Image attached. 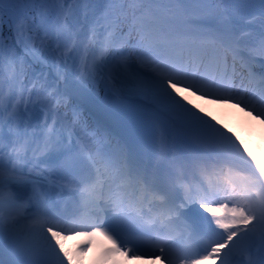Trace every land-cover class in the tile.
<instances>
[{
	"label": "snow or ice",
	"instance_id": "6c2138e0",
	"mask_svg": "<svg viewBox=\"0 0 264 264\" xmlns=\"http://www.w3.org/2000/svg\"><path fill=\"white\" fill-rule=\"evenodd\" d=\"M214 109L264 125V0H0V264H74L72 234L264 264V160Z\"/></svg>",
	"mask_w": 264,
	"mask_h": 264
},
{
	"label": "rangeland",
	"instance_id": "374dc122",
	"mask_svg": "<svg viewBox=\"0 0 264 264\" xmlns=\"http://www.w3.org/2000/svg\"><path fill=\"white\" fill-rule=\"evenodd\" d=\"M258 9H259V5L253 6V10L258 11ZM44 71L47 73L48 70L44 69ZM74 71L75 69L71 65V62H69V67H68L69 74L71 75V73H73ZM100 95L101 96L104 95L103 85H100ZM215 111H217V114L222 121L228 120L229 124L231 125V130L235 131L237 135H239L240 138L246 142V145L248 146L249 150L252 151V153L258 159L264 160V125L255 124V122H253L252 125H249L247 123V117H244L242 120L237 122L231 118L227 110H215ZM83 113H84V117L88 116L87 110L83 111ZM64 244L65 247L69 251H71L74 256H78V259L74 260V264H91L90 262L91 256L89 249L86 252L77 251L78 245L74 234L69 235V237L64 241ZM3 256L6 258L7 262H9L10 256L7 250H5Z\"/></svg>",
	"mask_w": 264,
	"mask_h": 264
},
{
	"label": "bare ground",
	"instance_id": "6f19581e",
	"mask_svg": "<svg viewBox=\"0 0 264 264\" xmlns=\"http://www.w3.org/2000/svg\"><path fill=\"white\" fill-rule=\"evenodd\" d=\"M84 107L85 108H87V110L89 111V112H93V114H96V113H100V114H102L103 116H105L107 119H108V117L102 112V111H100V110H98L96 107H94L93 105H91V104H86V105H84ZM109 120V119H108ZM110 122V121H109ZM243 123V122H242ZM176 141H179V140H173V139H169V146L170 147H173L174 146V142H176ZM180 145V141L179 142H177L176 144H175V148H179L178 146ZM98 245V244H97ZM90 248L91 249H93L92 251H90V252H92V255H91V264H99V262L97 261V262H95L96 261V259H95V257L98 255V253H99V251H100V247L98 246V248L96 247V245L95 244H91V246H90ZM123 256V255H122ZM117 257H119V256H117ZM113 260L112 259H110V261H109V263L108 264H113ZM133 262H134V264H150V262H145V261H137V260H131V259H128V258H126V257H124L123 256V259H122V261H120L118 264H133ZM157 264H159V261H157Z\"/></svg>",
	"mask_w": 264,
	"mask_h": 264
},
{
	"label": "trees",
	"instance_id": "16d2710c",
	"mask_svg": "<svg viewBox=\"0 0 264 264\" xmlns=\"http://www.w3.org/2000/svg\"><path fill=\"white\" fill-rule=\"evenodd\" d=\"M5 37H7L8 36V32H7V28H5Z\"/></svg>",
	"mask_w": 264,
	"mask_h": 264
}]
</instances>
